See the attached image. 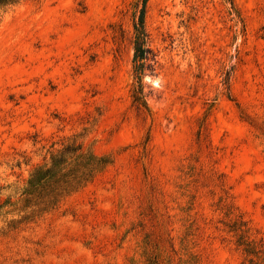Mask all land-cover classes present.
Wrapping results in <instances>:
<instances>
[{
    "label": "rangeland",
    "instance_id": "374dc122",
    "mask_svg": "<svg viewBox=\"0 0 264 264\" xmlns=\"http://www.w3.org/2000/svg\"><path fill=\"white\" fill-rule=\"evenodd\" d=\"M141 4L0 11V264H264V0H147V108ZM67 144L105 168L23 194Z\"/></svg>",
    "mask_w": 264,
    "mask_h": 264
},
{
    "label": "trees",
    "instance_id": "16d2710c",
    "mask_svg": "<svg viewBox=\"0 0 264 264\" xmlns=\"http://www.w3.org/2000/svg\"><path fill=\"white\" fill-rule=\"evenodd\" d=\"M20 1L0 0V11ZM146 2L147 0H142L134 23L133 71L135 81L132 88L134 102L145 108L148 107V103L143 80L147 70L153 71L157 62L156 53L149 45V35L145 28ZM227 86L229 88V84ZM106 162L102 158L85 153L79 145L67 144L51 163L40 164L35 168L29 181V187L23 194L37 195L41 199L39 203H44L47 206L56 205L60 198L78 190L94 178L98 172L105 168ZM47 189H49L48 193L42 194V191Z\"/></svg>",
    "mask_w": 264,
    "mask_h": 264
}]
</instances>
